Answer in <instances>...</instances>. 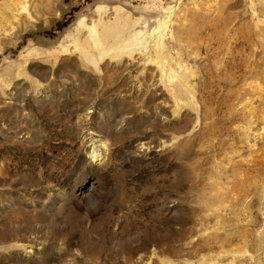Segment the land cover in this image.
Masks as SVG:
<instances>
[{
	"label": "rangeland",
	"instance_id": "1",
	"mask_svg": "<svg viewBox=\"0 0 264 264\" xmlns=\"http://www.w3.org/2000/svg\"><path fill=\"white\" fill-rule=\"evenodd\" d=\"M0 264H264V0H0Z\"/></svg>",
	"mask_w": 264,
	"mask_h": 264
},
{
	"label": "bare ground",
	"instance_id": "2",
	"mask_svg": "<svg viewBox=\"0 0 264 264\" xmlns=\"http://www.w3.org/2000/svg\"><path fill=\"white\" fill-rule=\"evenodd\" d=\"M133 24H135V23H133ZM106 27H108V26H106ZM116 28L111 29V30H109V28H107L108 30H106L104 28V30H105V31H103L104 33H100V31H96L93 28H89V29L87 28L88 32H87V36H86L87 37L86 41H91L93 47H90V50H86V52L83 53V56L87 57L90 60V61L88 60L89 62H93L91 60L92 59L91 57L93 56L91 48H93V50L96 49L98 55L101 58L103 56L107 55L105 53H107V52L109 53L110 51H114L112 58H114V57L117 58L116 56H119V54L121 53L120 51L124 50L125 47L130 46L131 44L135 45V43H137V41H136L137 40L136 38L138 37L137 35L131 34V32L128 30H125V33L123 34L122 31L120 32L119 30H116ZM130 30H131V28H130ZM123 32H124V30H123ZM99 49H101V50H99ZM102 51H103V53H102ZM92 64L96 65L95 63H92Z\"/></svg>",
	"mask_w": 264,
	"mask_h": 264
}]
</instances>
